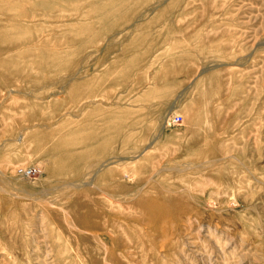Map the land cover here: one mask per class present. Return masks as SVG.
<instances>
[{
    "label": "rangeland",
    "instance_id": "rangeland-1",
    "mask_svg": "<svg viewBox=\"0 0 264 264\" xmlns=\"http://www.w3.org/2000/svg\"><path fill=\"white\" fill-rule=\"evenodd\" d=\"M0 264H264V0H0Z\"/></svg>",
    "mask_w": 264,
    "mask_h": 264
},
{
    "label": "built area",
    "instance_id": "built-area-1",
    "mask_svg": "<svg viewBox=\"0 0 264 264\" xmlns=\"http://www.w3.org/2000/svg\"><path fill=\"white\" fill-rule=\"evenodd\" d=\"M173 121H174L175 123H179L180 118H176V119H174Z\"/></svg>",
    "mask_w": 264,
    "mask_h": 264
}]
</instances>
